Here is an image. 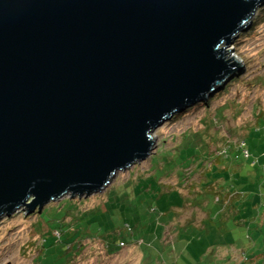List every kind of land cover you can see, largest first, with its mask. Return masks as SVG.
<instances>
[{"label": "water", "instance_id": "water-1", "mask_svg": "<svg viewBox=\"0 0 264 264\" xmlns=\"http://www.w3.org/2000/svg\"><path fill=\"white\" fill-rule=\"evenodd\" d=\"M264 0H0V217L107 190L247 64Z\"/></svg>", "mask_w": 264, "mask_h": 264}, {"label": "rangeland", "instance_id": "rangeland-1", "mask_svg": "<svg viewBox=\"0 0 264 264\" xmlns=\"http://www.w3.org/2000/svg\"><path fill=\"white\" fill-rule=\"evenodd\" d=\"M252 21L227 48L237 51L235 60L247 64L244 77L238 69L212 95L210 106L199 103L159 127L154 133L156 144L151 157L118 173L102 193L83 197L82 200L67 195L46 205L41 212L36 209L28 213V209L23 208L9 217H0V264H138L140 260V264H154L151 259L152 255L154 259L156 257L154 251L163 264L174 262L172 258L177 253H180L179 258L184 255L179 264H186L188 258L193 260L196 257L198 264H224L215 253L220 245L211 243L214 238H210L208 231L236 227L250 235V227L256 221V226L261 224V213L264 211L263 195L261 198L264 180L262 185L259 182L261 170L258 179H249L256 175L250 176L251 171H255L253 167L257 166L255 162L264 157V4ZM236 76L240 78L231 84ZM258 119L262 125H257ZM197 136L201 143L204 139V144L212 150L227 144L237 151L238 145L246 141L251 157L236 161L231 156L228 160L241 167L239 176H244V172L247 174V189L253 193L246 189L240 199L230 202L231 188L244 186L239 185V179L230 176L232 171L215 172L214 175L210 171L207 176H210L211 186L207 188L208 184L202 178L198 182V192L194 194L192 190L195 186L192 184L195 185L202 171L195 168L192 159H189L186 170L169 172L175 164L183 161L189 151L185 148L179 152L181 156L174 158L182 141L194 140ZM236 151L232 154L236 155ZM157 152L159 154L156 155ZM213 169L218 170L217 167ZM181 174L185 177L184 185L178 183ZM213 177L219 180V184L214 182ZM169 186H174V190L170 191ZM152 205L154 211L149 209ZM203 208L210 219L199 220L201 229L196 232L187 228L190 239L183 238L179 242L185 234L183 228L189 224L194 226L192 222L200 217L194 215L185 227H181L176 226L178 214ZM127 226L132 227L133 233L128 231ZM166 229L173 238L177 237L176 246L160 248L159 252L156 248L161 246ZM151 233L155 236L152 235L154 244L147 251L151 245ZM132 235L137 237L136 243ZM120 238L127 241L126 245L120 247ZM141 240L144 252L139 247ZM221 242L224 246L233 244L235 248H242L233 236ZM183 244L188 245L183 249ZM247 248L244 247L240 254H246ZM252 249L253 246L245 257L248 263L264 264V239L261 238L259 251L253 250L252 253ZM231 257L233 254L228 259ZM245 259L235 258L226 264H245Z\"/></svg>", "mask_w": 264, "mask_h": 264}, {"label": "crops", "instance_id": "crops-1", "mask_svg": "<svg viewBox=\"0 0 264 264\" xmlns=\"http://www.w3.org/2000/svg\"><path fill=\"white\" fill-rule=\"evenodd\" d=\"M262 128H264V126ZM198 138H199V136H197L193 140L194 143L192 145H197L201 149V145L199 144L200 140H198ZM202 158L203 157H200V156L197 157L196 156L195 158H193V160H191L192 164L195 165V168L197 170L200 168V165L204 164V161H202L203 160ZM261 158H262V153H261ZM263 159H264V157L261 160L259 159L258 162H255L257 164L258 168H257V166L256 167H253L252 166L253 168H255V171H251L250 176L253 175V174H256V175L254 177L253 176L252 177H249V179H251V178L258 179L259 178V175H260V170H261V179L259 180V182H261V185H262V182L264 180V161H263ZM245 160H248V159H245ZM258 164L261 165V168H259L260 166ZM224 171H230V172L232 171L230 173V176L233 177L234 179L235 178L236 179H239V181H240V184L239 185H241L242 187L244 186L243 188H238V187L233 188L232 187L231 188V192H233V194H231V196H229L228 199L230 200V202L231 201H234V200H237V199H240V197H242L244 195V191L247 189V185H246V182H247V174L244 172V176H239V174L242 172V169H241V167H238V163H236V162H234L232 160H226L225 161V164L222 166V172H224ZM215 172H216V170L212 169V175H214ZM183 174L185 176V173H183ZM202 178H203V181H205L207 184L210 183V176H206V177H204V176L203 177H200L199 176V180L202 181ZM212 179L214 180V182H218L219 181L215 177H213ZM178 183L180 185H184V183L183 182L181 183L180 180H178ZM194 183H195V185L193 184V186H195V187H193L192 192H194V194H196L198 192V188H199L200 185L198 184V181L197 180ZM203 184H205V183H203ZM218 184H219V182H218ZM263 190L264 189L261 188V198H262V195L264 197ZM247 191L253 193V191L251 189H249V188L247 189ZM216 196H217V199H218V195H216ZM254 198H256V196ZM204 209L205 208L199 209V210L198 209L197 210L196 209H194V210L193 209H189V210L182 211V212H180L178 214V219H177L176 226L179 225L181 227H185V225H187L189 223L188 222L189 219H191L194 215L200 217L198 219V221L195 220V221L192 222V224H194V226H191L189 224L187 227L183 228V230L185 231V234L182 237L179 238V242L182 241L183 238L190 239V237L186 233V229L187 228H190V230H193V231L196 232L197 230H200L201 229V225L200 226L198 225L199 220H201V219L206 220V218L207 219L208 218L210 219L209 214ZM183 216H185V218H184V220H181ZM257 223L258 222L256 221L254 223V226H251L250 227V230H251L250 235H249V233H247L246 230L241 231V230H238L236 227H232L231 229H229V228H226V229H224V228H221V229L220 228H214L213 231H208L209 234H210V236H211L210 238H214L213 240H215V241L212 240L211 243H215L217 245H220L219 248H217V250H215V253L217 255V259L221 260L222 263L226 264L227 261H229V260L232 261L235 258L238 259V260L245 259V257L247 258V256H248L247 253L252 248V246H253V249L251 250L252 253H254L253 250L259 251L260 248H261V238L264 239V232L262 231V229H264V211L261 213V224L258 225V226H256ZM145 235H147V234H145ZM152 235L154 236V234L151 233L150 238H149V241L151 242L150 248L154 244L153 243L154 238L152 237ZM230 236H233L234 239L236 240V242L237 243H240V245L242 247L241 249L235 248L233 246V244L224 246L225 244L223 242H221L222 239L224 240V238L230 237ZM133 239H134L133 242L136 243L137 237L134 236ZM176 240H177V237L176 238H173L170 235V233L168 232V230L166 229L164 231V234H163L162 244H160L162 247L160 246L159 248H156V249L160 252V248H166L168 246H172V247L173 246H176V242H175ZM140 243H142V241ZM184 245L185 244H183V249L188 244H186V246H184ZM139 247L142 250V248H141L142 246H139ZM172 247H170V248H172ZM244 247H245V249L248 247L247 248V252H246V254H245V252H242L243 255H241L240 252H241V250ZM153 253L156 255L155 259H154V256L152 255V258L151 259L153 260V263L154 264H163L162 262H159L160 261V259H158V255L159 254L158 253H155V251ZM175 254L176 253H174V255ZM179 254L180 253H177L175 255V257L172 258L174 262H170V264H179L180 260L181 259H184V255H182L181 258H179V256H180ZM230 254H233V257H231L230 259H228V257H229ZM141 255L143 257V254L142 253H141ZM196 259H197V257L194 258L193 260H191L190 258H188L186 264H198V263H196ZM248 262H249L248 259L247 260L245 259V264H249ZM140 263H141V260H140ZM140 263H138V264H140ZM231 264H232V262H231Z\"/></svg>", "mask_w": 264, "mask_h": 264}, {"label": "trees", "instance_id": "trees-1", "mask_svg": "<svg viewBox=\"0 0 264 264\" xmlns=\"http://www.w3.org/2000/svg\"><path fill=\"white\" fill-rule=\"evenodd\" d=\"M241 76V75H240ZM240 76L238 77V76H236V77H234V79L231 81V84H232V82H235V81H237L239 78H240ZM241 80H243V79H241ZM226 90V91H225ZM224 91L225 92H227V87H225L224 88ZM211 99L209 100V102H202V104L203 105H205L206 107L207 106H210V104H211ZM261 122V120L260 119H258V124L257 125H259V123ZM261 124V123H260ZM262 125V124H261ZM264 126V125H263ZM253 130H257V129H253ZM193 139L191 138L190 140L189 139H184L183 141H182V143H181V145L176 149L177 150V152H176V154L174 155L175 157V159L177 158V157H179V156H181V155H179V152L181 151V150H185V148L186 149H188L189 151L186 153V157L183 159V158H180V159H183V161L182 162H180V163H178L177 165L175 164V166H174V168L173 169H170L169 170V172H171V171H178V170H186L188 167H187V165H189V164H187L188 162H189V159H192L193 160V158H195L196 156L198 157V156H200V157H203L202 159V161H204V164H202V165H200V168L198 169L199 171H202V173H201V176L200 177H206L207 176V174L210 172V171H212V169L214 168V167H217V171L216 172H221L222 171V166L225 164V161L226 160H228V159H230V158H224V157H220V156H218L217 155V152L218 151H221V150H223V149H228L229 150V152L230 153H233V152H235L236 151V149H235V147H232L231 145H221L220 147H217L216 149H213L212 150V148H210V146H206L205 144H204V139H203V141H202V143L201 142H199V144L201 145V147H204V149H200L197 145L196 146H192L191 145V141H192ZM245 143H246V141H245ZM211 145V144H210ZM246 145H247V143H246ZM246 148H247V146H246ZM248 149V148H247ZM179 150V151H178ZM199 151H201V152H199ZM160 152V151H159ZM159 152H157V153H155L156 155L157 154H159ZM162 154V153H161ZM251 157V156H250ZM249 157V158H250ZM248 158V159H249ZM183 162H185L186 164L185 165H183ZM201 162V161H200ZM173 165V164H172ZM184 166V167H181V168H179L180 166ZM165 167V166H164ZM166 168V167H165ZM164 168V169H165ZM163 169V170H164ZM181 170H180V172H181ZM183 174V173H182ZM179 175V178H178V180H180V182L182 183H185V180H183V179H185V177L183 176V175ZM162 179V178H161ZM161 179H160V184H161ZM199 181H201V180H199L198 179V182ZM175 186V185H174ZM174 186H169V189H170V191H172V190H174ZM192 186H193V184H192ZM209 186H211V184H208L206 187L208 188ZM164 191V190H163ZM164 192H167V191H164ZM162 197V196H161ZM78 200H79V198H78ZM82 200V199H81ZM76 202H78V201H76ZM153 205L152 206H150L149 207V209L150 210H152L153 209ZM44 210V209H43ZM153 211H154V209H153ZM131 227V226H130ZM131 229H132V227H131ZM131 233H133V229H132V231H130ZM119 233H120V237H121V230L119 231ZM133 237H134V235H132ZM121 240V242H127L125 239H122V238H120ZM142 241V240H141ZM140 241V242H141ZM120 242V243H121ZM150 244H151V242H150ZM140 246H142L141 248H142V251L144 252V249H143V245H141V243H140ZM151 246V245H150ZM121 247V246H120ZM149 249H150V247L148 246V249H147V251H149Z\"/></svg>", "mask_w": 264, "mask_h": 264}, {"label": "built area", "instance_id": "built-area-1", "mask_svg": "<svg viewBox=\"0 0 264 264\" xmlns=\"http://www.w3.org/2000/svg\"><path fill=\"white\" fill-rule=\"evenodd\" d=\"M246 143L243 142L241 144L238 145V150L236 151L237 154H232L229 152L228 149H223L221 151L217 152V155L220 157H224V158H230L231 156H234L233 159H235L236 161H238L240 158H244V159H248L250 157V152L249 150L246 148ZM128 231H131V228L129 226H127ZM126 245V242H121L120 246H124Z\"/></svg>", "mask_w": 264, "mask_h": 264}]
</instances>
